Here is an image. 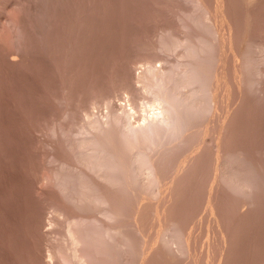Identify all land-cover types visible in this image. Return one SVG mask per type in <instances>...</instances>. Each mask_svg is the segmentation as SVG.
Here are the masks:
<instances>
[{"label":"rangeland","instance_id":"1","mask_svg":"<svg viewBox=\"0 0 264 264\" xmlns=\"http://www.w3.org/2000/svg\"><path fill=\"white\" fill-rule=\"evenodd\" d=\"M0 264H264V0H0Z\"/></svg>","mask_w":264,"mask_h":264},{"label":"bare ground","instance_id":"2","mask_svg":"<svg viewBox=\"0 0 264 264\" xmlns=\"http://www.w3.org/2000/svg\"><path fill=\"white\" fill-rule=\"evenodd\" d=\"M200 65V64H199ZM141 67V66H140ZM196 68V67H195ZM200 68V67H199ZM194 69V68H193ZM202 70V69H201ZM197 71V70H196ZM164 73V72H163ZM200 74H202L203 75V73H201L200 72ZM164 75V74H163ZM166 75V74H165ZM201 75V76H202ZM170 77V76H169ZM196 77V76H195ZM194 77V78H195ZM166 78H167V76H166ZM197 78V77H196ZM157 79V78H156ZM164 79H165V77H164ZM171 79V78H170ZM188 79H189V77H188ZM161 80H163L162 79V77H161ZM161 80H160V82H159V88L160 89H164V91H165V93H160V91H162V90H160L158 93H160V94H162V96H163V94H166V90H168V88H171L170 86H168L169 85V79L166 81V86H168L167 87V89L165 90V88L166 87H164L165 85H164V83L162 84V82H161ZM202 81V80H201ZM188 82V81H187ZM189 83H190V80H189ZM203 83H204V81H203ZM205 84V83H204ZM164 85V86H163ZM155 86V85H154ZM203 86H205V85H203ZM155 87H157V86H155ZM174 88V87H173ZM157 89V88H156ZM196 89H198V88H196ZM168 91H170V90H168ZM172 91H173V89H172ZM171 91V92H172ZM196 91V90H195ZM134 93V92H133ZM135 94V93H134ZM137 94V93H136ZM170 94V92H168V94L167 95H164L163 96V99H161V100H159L158 99V101H157V104L155 103V102H153V104L151 105V108L149 109V110H147L146 111V109L147 108H144L143 110L144 111H146V113H145V115H143L142 116V118H140V119H142V121H140V119H136L135 118V120L138 122L137 123V125L136 124H134V122H133V117H134V115H135V117H136V114L135 113H137V110L135 109V105L133 106V103L132 102H130V104H129V109H127V108H125L126 109V114L129 116V118H132L131 120H132V122H131V120L129 119V121H130V123H131V125H130V123H129V129L128 130H130V132H132L135 136H136V139H137V137H139V139H145V140H149V142H151V140H153L154 138H156L157 139V137L159 136V134L161 133V135L163 134V129H165L166 128V130L167 131H169V132H171V131H174L175 132V130H177L176 128H178V126H180V120H179V116H182L183 117V115H181V113H183V112H181V113H179V111H181L182 109H183V111H184V108L182 107V109H181V107H178L179 105L181 106L182 105V102H180L181 104H179V102H177V99L178 98H175V95H169ZM174 94V93H173ZM177 94V93H176ZM137 95H139V92H138V94ZM158 98V97H157ZM160 98V97H159ZM162 98V97H161ZM186 100L188 101V99H185L184 101L186 102ZM178 103V105H176L177 103ZM189 102V101H188ZM195 102V101H194ZM197 103V102H196ZM149 105V106H150ZM187 105H189L188 103H187ZM195 105V104H194ZM198 105V104H197ZM184 107L186 108V106L184 105ZM193 107H196V106H193ZM178 108H180V109H178ZM189 108H191V107H189ZM185 110H188V106H187V109H185ZM188 111H190V110H188ZM192 111V110H191ZM190 111V112H191ZM126 115V117H127V119H128V116ZM139 115H141V114H139ZM133 116V117H132ZM126 119V120H127ZM180 119H181V121L184 119H182L181 117H180ZM179 120V122H177ZM135 121V122H136ZM184 121H186V118L184 119ZM183 121V126L182 127H184V124H185V122ZM187 124V123H186ZM181 125H182V122H181ZM181 127V126H180ZM179 127V129H182V128H180ZM185 129V128H184ZM176 132H179V131H176ZM132 133H131V135H132ZM165 133V132H164ZM173 133V132H172ZM178 134V133H177ZM130 135V134H129ZM166 134H164V136H165ZM168 135V134H167ZM135 136H133L132 135V137H134V140H136L135 139ZM163 136V135H162ZM161 136V137H162ZM130 137V136H129ZM128 137V138H129ZM140 137H142V138H140ZM108 138H109V136H108ZM107 138V139H108ZM159 138V137H158ZM123 139H125V138H123ZM130 139V141L132 142V140H131V137L129 138ZM156 139L155 140H153L152 142H154V141H156ZM127 140V139H126ZM126 140L124 141V142H126ZM139 141V140H138ZM158 141V140H157ZM157 141L155 142V143H157ZM111 143H112V141H110ZM115 142V141H114ZM114 142L112 143V152H113V155L115 156V157H117V154H118V159H116V160H118V161H121L120 163H118V164H120L121 165V163L123 162V157H124V153H123V150L125 149V148H127V150H128V146L126 147L125 145V147H123V145H121L123 148H122V150L120 149L121 147L119 146L120 144H118V148L122 151V153L121 154H123L121 157H119L120 155H119V153H117L116 154V151H115V153H114V150H113V148L116 150V148L114 147V146H116V144L118 143V141H117V143L113 146V144H114ZM128 142V141H127ZM131 142H128V143H130V144H128V145H131ZM134 142V141H133ZM95 143V142H94ZM120 143V142H119ZM155 143H152V144H155ZM159 143V142H158ZM97 144V143H96ZM109 145H110V143H108ZM133 144V143H132ZM100 146V145H99ZM111 146V145H110ZM133 146V145H132ZM109 146H107V148H108ZM131 147V146H130ZM98 148V147H97ZM134 148V147H133ZM95 149V148H94ZM132 149V148H131ZM103 148H102V150L100 151L99 150V154L100 155H102V153H100V152H103ZM106 150V149H105ZM126 150V149H125ZM124 150V151H125ZM94 152H96V151H94ZM112 152H110V153H112ZM126 152V151H125ZM109 153V152H108ZM127 153V152H126ZM99 154L97 153V155L99 156ZM105 155H106V152L104 153ZM103 154V155H104ZM102 155V156H103ZM127 155V154H126ZM129 155V154H128ZM128 155H127V159H128ZM97 157V156H96ZM105 157V156H104ZM111 157H113L112 155H111ZM119 158H120V160H119ZM123 158V159H122ZM148 159V158H147ZM140 160V159H139ZM143 160V159H142ZM125 161H126V159H125ZM144 161V160H143ZM149 161V160H148ZM146 162V161H145ZM145 162H143V163H145ZM149 162H151V161H149ZM126 163V162H125ZM141 163V162H140ZM149 164V163H148ZM103 166L102 167H104V164H102ZM107 165V163L105 164V166ZM123 165V164H122ZM146 165V164H145ZM154 165V164H153ZM98 166H99V164H98ZM100 166H101V164H100ZM119 166V165H118ZM155 166V165H154ZM148 167V166H147ZM100 168V167H99ZM148 168H150V167H148ZM157 168V167H156ZM157 170V169H156ZM158 175V174H157ZM157 177H159V176H157ZM168 187V186H167Z\"/></svg>","mask_w":264,"mask_h":264}]
</instances>
